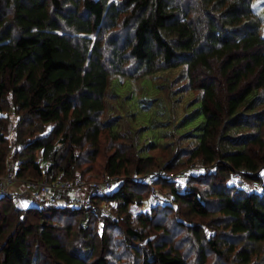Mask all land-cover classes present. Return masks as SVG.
Instances as JSON below:
<instances>
[{"label": "trees", "instance_id": "1", "mask_svg": "<svg viewBox=\"0 0 264 264\" xmlns=\"http://www.w3.org/2000/svg\"><path fill=\"white\" fill-rule=\"evenodd\" d=\"M253 1L0 0V175L120 177L87 207L1 195L0 264H264ZM179 65L180 88L200 90L203 131L193 145L182 143L191 131L165 134L144 154L138 128L104 118L109 77ZM160 169L185 172L158 177L155 191L132 178Z\"/></svg>", "mask_w": 264, "mask_h": 264}, {"label": "rangeland", "instance_id": "2", "mask_svg": "<svg viewBox=\"0 0 264 264\" xmlns=\"http://www.w3.org/2000/svg\"><path fill=\"white\" fill-rule=\"evenodd\" d=\"M254 8L261 16V31L264 35V0H254ZM183 65L166 68L141 78L121 74L110 75L105 94L104 118L114 128L126 130L138 128L139 148L144 154H155L164 142V135H177L191 131L183 145H193L199 140L204 127L200 110V90L185 87L181 79ZM180 88V89H179ZM176 106V108H175ZM179 123L180 126L176 124ZM152 145H156L153 147ZM27 197L28 203L29 197ZM46 202H49L45 199ZM153 200H146L142 209H147ZM18 206L23 203L16 201Z\"/></svg>", "mask_w": 264, "mask_h": 264}, {"label": "built area", "instance_id": "3", "mask_svg": "<svg viewBox=\"0 0 264 264\" xmlns=\"http://www.w3.org/2000/svg\"><path fill=\"white\" fill-rule=\"evenodd\" d=\"M243 171V170H242ZM184 169L178 171L154 170L148 173H139L133 175V180L138 183H148L155 191L154 181L162 177L172 181H178ZM120 183L118 175L106 174L103 177L95 179H86L76 177L73 180L56 179L47 181L46 179H20L15 175L8 173L0 175V196L13 193L17 198L29 200L47 199L49 202H61L64 205L74 207H87L90 205V199L94 194L102 190H112ZM19 187V189H16ZM33 204L29 203L28 205Z\"/></svg>", "mask_w": 264, "mask_h": 264}, {"label": "crops", "instance_id": "4", "mask_svg": "<svg viewBox=\"0 0 264 264\" xmlns=\"http://www.w3.org/2000/svg\"><path fill=\"white\" fill-rule=\"evenodd\" d=\"M16 188V187H15ZM16 189H19V187H17ZM21 202L24 204V205H28V200L26 199H21ZM30 203H35V200H29Z\"/></svg>", "mask_w": 264, "mask_h": 264}, {"label": "snow or ice", "instance_id": "5", "mask_svg": "<svg viewBox=\"0 0 264 264\" xmlns=\"http://www.w3.org/2000/svg\"><path fill=\"white\" fill-rule=\"evenodd\" d=\"M24 206H26V205H24Z\"/></svg>", "mask_w": 264, "mask_h": 264}]
</instances>
